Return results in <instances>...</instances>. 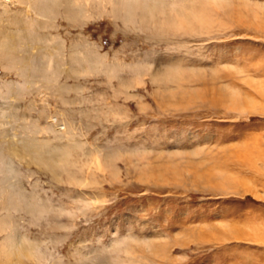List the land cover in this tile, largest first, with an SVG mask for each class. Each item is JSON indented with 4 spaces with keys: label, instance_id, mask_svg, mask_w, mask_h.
<instances>
[{
    "label": "rangeland",
    "instance_id": "rangeland-1",
    "mask_svg": "<svg viewBox=\"0 0 264 264\" xmlns=\"http://www.w3.org/2000/svg\"><path fill=\"white\" fill-rule=\"evenodd\" d=\"M37 3L0 0V264H264V0Z\"/></svg>",
    "mask_w": 264,
    "mask_h": 264
},
{
    "label": "bare ground",
    "instance_id": "bare-ground-1",
    "mask_svg": "<svg viewBox=\"0 0 264 264\" xmlns=\"http://www.w3.org/2000/svg\"><path fill=\"white\" fill-rule=\"evenodd\" d=\"M48 1H49V0H37L38 3L36 4V6H37V10L39 11V13L41 12V9H43V8L46 9V10H45V12L47 11L46 13H48V11L51 12L52 9H48V7L51 6V5H54L58 0H52L51 4H50V3H47ZM70 1H71V0H68V2H70ZM69 5H71V6H69ZM69 5H68V8L66 9V12H67V13H65L66 15H68V13L70 14V13L73 11V10H72V9H73L72 2H71ZM29 6H31V4H30ZM44 9H43V10H44ZM150 10H152V9H150ZM39 13H38V14H39ZM43 13H44V11H42V13H40L39 15H41V14H43ZM146 13H147V12H146ZM43 15H45V14H43ZM8 41L11 42V40H8ZM1 44H3V43H1ZM10 44H11V43H10ZM13 46H14V45H13ZM13 46H12V47H13ZM13 51H14V50H13ZM7 53H8V51H7ZM10 53H11V51H10ZM26 66H27V64H26ZM28 67H29V66H28ZM21 75H22V74H21ZM27 142H28V141H25V142L23 143V146H29V144H31V143H27ZM26 148H28V147H26ZM27 150H28V149H27ZM30 150H31V149H30ZM28 151H29V150H28ZM36 151H37V150H36ZM2 153H3V151H2ZM2 155H3V154H2ZM4 158H5V156H4ZM51 158H52V157H51ZM53 159H54V158H53ZM49 160H50V159H49ZM41 161H42V160H41ZM8 190H9V189H8ZM10 201H11V200H10ZM11 236H12V235H11ZM11 236H10V235L7 236V237H6V241H5V240H4V241L7 242V241H9L10 238L13 239V241H15V238H17V237H15V236L11 237ZM11 239H10V240H11ZM16 241H17V240H16ZM16 241H15V242H16ZM18 241H19V240H18ZM18 241H17V242H18ZM15 242H14V243H15ZM17 242H16V243H17ZM16 243H15V245H14V244L11 245V248H13V249H15V250L18 249L17 251H20L19 247L22 246V245H21L22 243H20L19 245H18V243H17V244H16ZM4 244H6V243H4ZM4 244H3V245H4ZM11 244H12V243H11ZM9 245H10V244H9ZM17 246H18V247H17ZM5 247H6V246H5ZM6 248H7V247H6ZM7 249H8V248H7ZM7 249H6V250H7ZM10 250H11V249H10ZM2 252H3V251H2ZM11 253H13V252H11ZM15 253H16V252H15ZM3 255H4V254H3ZM7 256H8V255H7ZM13 256H14V255H13ZM8 257H9V256H8ZM10 257H11V256H10ZM3 258H4V257H3ZM6 258H7V257H6ZM6 258H5V259H6ZM11 258H13V257H11ZM11 258H10V259H11ZM10 259H9V260H10ZM9 260H8V261H9ZM40 260H41V259H40ZM40 260H39V261H40Z\"/></svg>",
    "mask_w": 264,
    "mask_h": 264
}]
</instances>
